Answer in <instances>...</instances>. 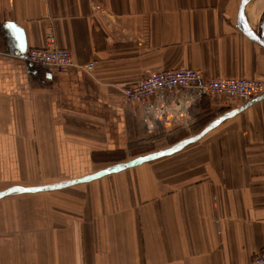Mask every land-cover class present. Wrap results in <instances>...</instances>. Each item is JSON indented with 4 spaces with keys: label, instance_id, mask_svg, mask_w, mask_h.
Returning <instances> with one entry per match:
<instances>
[{
    "label": "crops",
    "instance_id": "1",
    "mask_svg": "<svg viewBox=\"0 0 264 264\" xmlns=\"http://www.w3.org/2000/svg\"><path fill=\"white\" fill-rule=\"evenodd\" d=\"M239 3L0 0V264H251L264 250V92L247 106L122 93L177 69L264 81ZM263 9L245 6L254 32ZM47 32L70 71L24 60Z\"/></svg>",
    "mask_w": 264,
    "mask_h": 264
},
{
    "label": "built area",
    "instance_id": "2",
    "mask_svg": "<svg viewBox=\"0 0 264 264\" xmlns=\"http://www.w3.org/2000/svg\"><path fill=\"white\" fill-rule=\"evenodd\" d=\"M43 48L30 49L24 60L30 64L50 68L59 72H68L75 67L68 50L54 44V36L47 32ZM93 64L84 66V71L91 72ZM196 88L216 98L238 101L243 105L264 92V81L244 78H219L199 82L198 74L190 69H177L151 72L140 81L126 86L123 96L127 102H141L157 93L172 90ZM251 264H264V250L253 255Z\"/></svg>",
    "mask_w": 264,
    "mask_h": 264
},
{
    "label": "water",
    "instance_id": "3",
    "mask_svg": "<svg viewBox=\"0 0 264 264\" xmlns=\"http://www.w3.org/2000/svg\"><path fill=\"white\" fill-rule=\"evenodd\" d=\"M252 1L253 0H240L239 6H238V12H237V27L247 38H249L253 42L257 43L259 46H261L264 49V9L262 12L260 27H259L258 32H254L253 30H251L250 27L248 26L247 22H246V19H245V15H244L245 6ZM262 98H264V95L262 97L258 98L257 100H260ZM257 100H251L250 102H248L244 105L245 106L250 105L253 102H256ZM159 154H163V153H159ZM165 154H167V153H165ZM155 155L156 154H151V155L145 156L144 158H142L141 160H138L136 162L118 165V166H115V167L105 171V172L98 173L95 175L101 176V175L107 174L109 172L118 171V170L125 169V168L131 167V166H136V165L142 163L143 161L150 159L151 157H153ZM97 176H89V178L90 177H97ZM74 183H76V182H73L72 184H74Z\"/></svg>",
    "mask_w": 264,
    "mask_h": 264
},
{
    "label": "rangeland",
    "instance_id": "4",
    "mask_svg": "<svg viewBox=\"0 0 264 264\" xmlns=\"http://www.w3.org/2000/svg\"><path fill=\"white\" fill-rule=\"evenodd\" d=\"M11 182H12V181H10L9 183H11ZM7 184H8V183H7ZM27 198H29V197H27ZM27 203H28V202H27ZM36 204H37V203L34 202V203H32L30 206H36ZM0 206H1V205H0ZM27 206H28V205H27ZM39 206H51V205H50V203L48 202V203H46V204H44V205H39Z\"/></svg>",
    "mask_w": 264,
    "mask_h": 264
}]
</instances>
